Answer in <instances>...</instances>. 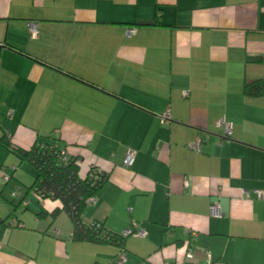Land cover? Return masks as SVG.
<instances>
[{"label": "crops", "instance_id": "0c3cea01", "mask_svg": "<svg viewBox=\"0 0 264 264\" xmlns=\"http://www.w3.org/2000/svg\"><path fill=\"white\" fill-rule=\"evenodd\" d=\"M258 79L264 0H0V264H117L120 247L123 264H264ZM45 143L106 174L83 224L146 235L76 240L59 200L24 203L15 152Z\"/></svg>", "mask_w": 264, "mask_h": 264}, {"label": "trees", "instance_id": "16d2710c", "mask_svg": "<svg viewBox=\"0 0 264 264\" xmlns=\"http://www.w3.org/2000/svg\"><path fill=\"white\" fill-rule=\"evenodd\" d=\"M243 91L248 96L264 94V79L244 84ZM0 144L9 147V141L4 135L0 136ZM15 153L20 161L29 162L36 170L35 180L29 189H33L39 199L59 200L61 207L54 209L51 214L55 215L59 210L67 213L74 226V239L122 245V234L108 231L101 222L98 226L95 222L85 225L81 220L86 200L95 197L106 174L92 167L85 175H81V159L70 156L58 145L35 144L29 149L18 148ZM93 170L97 172V178L90 174Z\"/></svg>", "mask_w": 264, "mask_h": 264}, {"label": "built area", "instance_id": "2783aa9c", "mask_svg": "<svg viewBox=\"0 0 264 264\" xmlns=\"http://www.w3.org/2000/svg\"><path fill=\"white\" fill-rule=\"evenodd\" d=\"M31 29H33V26H31ZM132 31L133 30H130V32H132ZM170 120H171V115H170L169 111H166V112L159 114V121L162 125L167 124ZM216 124L224 129V135L225 136H229L231 134V123L230 122H228L224 118H221V119L217 120ZM200 143H201V141L198 138L195 141L188 143L187 147L190 149H193L195 151H198L200 148ZM61 154L64 155V152H62ZM135 155H136V150H134L132 148H128V150L125 154V157L123 159V165L126 167H130L134 162ZM13 169H15V168L13 167ZM2 172H3L2 178L4 179V181H7L9 179V176L6 175L3 170H2ZM90 174L92 176H94V178L98 177L97 172L94 170L92 172H90ZM255 194H256L257 198L264 199V190H255ZM94 201H95L94 197H89L86 200V203L88 204V203H92ZM210 213L212 215H219L220 214V209H219L218 204L214 203L210 206ZM95 223H96V226H98L100 224L99 222H95ZM134 227H135V224H134ZM134 227L126 229L122 234L123 237H125L127 235H136V236H145L146 235L144 230H142L140 228H134ZM204 255L206 256L207 259L209 258V255L206 254L205 252H204ZM185 257H186L187 261H189V260L191 261L194 257L193 250L188 249ZM126 258H127L126 252L123 250L122 247H120V249H119V251L115 257V262L117 264H123L126 261ZM140 264H147V263L141 262Z\"/></svg>", "mask_w": 264, "mask_h": 264}, {"label": "rangeland", "instance_id": "374dc122", "mask_svg": "<svg viewBox=\"0 0 264 264\" xmlns=\"http://www.w3.org/2000/svg\"><path fill=\"white\" fill-rule=\"evenodd\" d=\"M24 168L28 170H23ZM13 173L18 174V176L20 177H17V180L12 179L9 186H12L18 195L22 196L26 192L27 196L26 198H24V203L29 202L33 197L35 198L33 191H30V189H28V184L30 183V164L27 162L21 163L19 166H17V171ZM16 187H18L19 189H17Z\"/></svg>", "mask_w": 264, "mask_h": 264}]
</instances>
